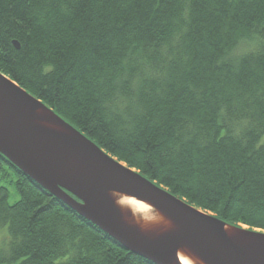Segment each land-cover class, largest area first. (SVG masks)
<instances>
[{"label":"trees","instance_id":"trees-1","mask_svg":"<svg viewBox=\"0 0 264 264\" xmlns=\"http://www.w3.org/2000/svg\"><path fill=\"white\" fill-rule=\"evenodd\" d=\"M0 73L188 204L264 231V0H0ZM0 229V264H152L1 154Z\"/></svg>","mask_w":264,"mask_h":264},{"label":"water","instance_id":"water-1","mask_svg":"<svg viewBox=\"0 0 264 264\" xmlns=\"http://www.w3.org/2000/svg\"><path fill=\"white\" fill-rule=\"evenodd\" d=\"M40 109L61 130L38 123ZM0 154L119 247L149 263L172 264V253L187 247L206 264H264V231L233 226L244 240L236 243L225 231L229 224L118 161L2 73ZM110 192L151 202L174 228L159 237L143 234L123 221Z\"/></svg>","mask_w":264,"mask_h":264},{"label":"bare ground","instance_id":"bare-ground-1","mask_svg":"<svg viewBox=\"0 0 264 264\" xmlns=\"http://www.w3.org/2000/svg\"><path fill=\"white\" fill-rule=\"evenodd\" d=\"M37 121L45 127L59 129L53 123L45 119L51 114L43 109L36 112ZM61 130V129H59ZM109 196L120 211L126 224L134 225L140 232L151 237H159L171 231L174 226L172 222L160 212L151 202L140 200L132 196L110 192ZM225 231L236 243L243 242L239 230L231 225L225 227ZM172 264H206L202 258L192 249L179 248L172 253Z\"/></svg>","mask_w":264,"mask_h":264},{"label":"rangeland","instance_id":"rangeland-1","mask_svg":"<svg viewBox=\"0 0 264 264\" xmlns=\"http://www.w3.org/2000/svg\"><path fill=\"white\" fill-rule=\"evenodd\" d=\"M261 141H264V134L261 137ZM7 187H8V192H9L8 202L10 204H12L18 200L19 196H18L13 184H8ZM4 236H5V230L0 229V241L3 239Z\"/></svg>","mask_w":264,"mask_h":264}]
</instances>
